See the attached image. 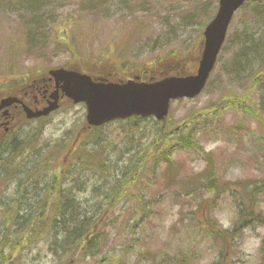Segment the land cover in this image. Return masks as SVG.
<instances>
[{
    "label": "rangeland",
    "instance_id": "1",
    "mask_svg": "<svg viewBox=\"0 0 264 264\" xmlns=\"http://www.w3.org/2000/svg\"><path fill=\"white\" fill-rule=\"evenodd\" d=\"M88 2L94 1L0 0V87L37 74L54 89L48 70H97L103 63L157 79L167 70L156 63L167 57L189 73L218 5L105 0L86 10ZM60 101L41 122L26 121L0 142V264H264V193L231 242L206 230L200 214L195 218L197 204L213 198L200 180L209 165L231 183L208 207L225 230L247 204L238 189L247 194L264 181V0H247L235 12L206 86L193 99L170 103L161 132L152 117L92 130L84 104ZM184 135L199 148L178 143ZM138 148L145 150L139 171L125 185L126 160ZM59 166L65 173L53 184L71 188L67 212L46 235L27 234L20 217L32 219L38 207L55 202L45 185ZM86 219L98 226L76 252L62 243L63 230Z\"/></svg>",
    "mask_w": 264,
    "mask_h": 264
},
{
    "label": "water",
    "instance_id": "2",
    "mask_svg": "<svg viewBox=\"0 0 264 264\" xmlns=\"http://www.w3.org/2000/svg\"><path fill=\"white\" fill-rule=\"evenodd\" d=\"M244 1H218L217 12L203 32V51L193 75L167 76L152 82L130 80L122 84H112L96 82L85 74L63 68L54 69L49 71L56 84L50 96L52 101L41 111L33 113L27 110V118L46 116L58 108L60 89L74 103H85L87 123L91 126H100L111 120L130 116L152 115L157 120L164 121L170 101L193 98L201 92L213 69L232 15Z\"/></svg>",
    "mask_w": 264,
    "mask_h": 264
},
{
    "label": "trees",
    "instance_id": "3",
    "mask_svg": "<svg viewBox=\"0 0 264 264\" xmlns=\"http://www.w3.org/2000/svg\"><path fill=\"white\" fill-rule=\"evenodd\" d=\"M93 1L94 2H88V4H84L86 10L89 8L90 9L95 8L97 5H100L105 0H93ZM167 60L168 59L164 61ZM103 65L105 66L104 63ZM163 65L169 67V73H176L179 71L177 67L171 66V63H169L168 65L163 63ZM164 129L165 127L163 128L159 127L158 132H161V130ZM172 133H173L172 131H169L167 134L162 135L160 137L164 139L163 143H165V139H170L169 135H172ZM178 143H182L188 146H196L197 148H199L198 145L193 140V138L189 136L187 137L186 135L180 137ZM136 151L137 153H134L133 160H128V161L126 160L127 167L123 171V176H125L124 179H126L125 185L129 184L133 179L135 173L139 171V167L141 163L140 158H142V154L145 153L144 149L140 151L138 150ZM125 153L129 154L130 152L127 151ZM88 168L93 171L96 169L94 164L88 165ZM211 169L212 167L211 165H209L204 171H202V173L200 174L201 175L200 180L203 182L205 189L208 190V192L213 195V198L211 199L210 205H206L208 199L204 200L203 203L197 204L195 208L196 211L195 218L199 219L198 216L200 214L204 219V222L201 219L200 220L203 223V225L206 227V230L216 235L219 239L227 240L228 243L234 240V236L236 232L241 230L246 224L250 222L252 212L254 211L256 206L255 199L258 195L264 193V181H261L253 185L252 189L247 194H245L243 190L238 189L242 193V197L245 199L244 202H246L247 204H244L242 207H240L237 210L236 212L237 216L234 221L232 230H225L221 228L216 218L212 216V214L210 215L208 213L209 212L208 207L210 208L213 205L214 200H216L223 192L227 191L228 188H231V183L226 181H219L215 177L213 169L212 170ZM50 170L51 171L53 170L52 165L50 167ZM58 170L60 174L59 175L52 174L50 176L51 182L45 185L46 194H48L49 196L54 194L55 202L51 205L44 204L42 207H38V212L34 214V217L32 219L30 218L31 216L30 213H28L23 217H20V221L22 222L21 224L22 228L21 227L20 228L23 231H25L27 234H31L32 232L34 234H37L40 232L41 229H43L44 231L43 235H46L51 231V229L54 230L56 229L58 217H63L67 212L66 202L72 201L71 188L69 187L63 188L60 183H58L59 186L56 188V186L53 184L55 182L54 181L55 177L59 178L65 173L63 170L60 169V166L58 167ZM23 177L29 179V175H24ZM122 188L123 186L121 185L118 188L117 186H114L113 188L111 187L108 190L107 194H105V198H108V196L112 198L113 195H115L116 192L118 193L119 189ZM37 205L39 206V203ZM72 213L73 212H70L71 217L73 216ZM78 221L79 220H76L73 228L66 227L67 229L63 230V236H62V243L69 244L68 246H70L71 249L77 250L76 252H78V247H79L78 245L81 242L85 241L86 238L87 239L90 238L93 235L95 227L98 226L97 222H93L91 220L88 221L86 219V221L84 222L81 221L80 224H78ZM63 222H64L63 218L61 219L60 222H58V226L60 229L64 228L60 226L61 223ZM262 255L264 257V250Z\"/></svg>",
    "mask_w": 264,
    "mask_h": 264
},
{
    "label": "flooded vegetation",
    "instance_id": "4",
    "mask_svg": "<svg viewBox=\"0 0 264 264\" xmlns=\"http://www.w3.org/2000/svg\"><path fill=\"white\" fill-rule=\"evenodd\" d=\"M142 76V73H141ZM48 81H51L46 76ZM39 76L26 79L24 82H16L0 91V101L5 98H15L8 106L0 108V142L8 138L27 119L24 108L32 110L43 107L51 91V84H46L45 79L39 80ZM42 91V92H41ZM41 92V93H40ZM39 119H31L39 121Z\"/></svg>",
    "mask_w": 264,
    "mask_h": 264
},
{
    "label": "bare ground",
    "instance_id": "5",
    "mask_svg": "<svg viewBox=\"0 0 264 264\" xmlns=\"http://www.w3.org/2000/svg\"><path fill=\"white\" fill-rule=\"evenodd\" d=\"M54 181H55V179H54Z\"/></svg>",
    "mask_w": 264,
    "mask_h": 264
}]
</instances>
